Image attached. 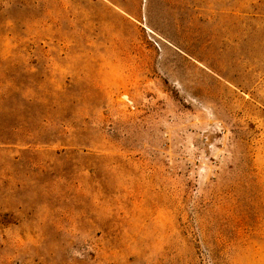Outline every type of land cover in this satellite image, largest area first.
<instances>
[{
	"label": "rangeland",
	"instance_id": "rangeland-1",
	"mask_svg": "<svg viewBox=\"0 0 264 264\" xmlns=\"http://www.w3.org/2000/svg\"><path fill=\"white\" fill-rule=\"evenodd\" d=\"M0 264H264V0H0Z\"/></svg>",
	"mask_w": 264,
	"mask_h": 264
}]
</instances>
